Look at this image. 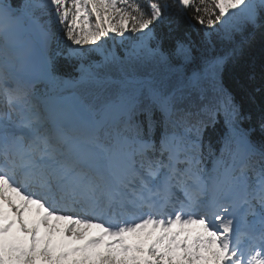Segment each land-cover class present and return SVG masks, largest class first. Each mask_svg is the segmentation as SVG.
Segmentation results:
<instances>
[{"label":"snow or ice","instance_id":"snow-or-ice-1","mask_svg":"<svg viewBox=\"0 0 264 264\" xmlns=\"http://www.w3.org/2000/svg\"><path fill=\"white\" fill-rule=\"evenodd\" d=\"M173 12L241 40L186 75ZM249 25L264 0H0V264H264V142L220 81Z\"/></svg>","mask_w":264,"mask_h":264},{"label":"trees","instance_id":"trees-1","mask_svg":"<svg viewBox=\"0 0 264 264\" xmlns=\"http://www.w3.org/2000/svg\"><path fill=\"white\" fill-rule=\"evenodd\" d=\"M58 28L57 25L53 26ZM158 38L164 49L174 48L176 40L191 42L193 60L184 69L186 75L190 69H201L204 61L218 55H223L241 40V34L236 33L233 41L221 39L213 34L211 38L204 36V30L189 21L186 17L171 13L168 19L161 24L158 29ZM254 32V35L252 33ZM243 35L251 37L247 43L243 44L240 51L230 58L223 66L220 73L222 86L231 94L233 102L238 106L241 117V127L254 130L251 139L256 143L264 142V130L260 125L264 122V30L253 29L250 25L246 27ZM59 46L64 47L59 41ZM57 44H53L55 49ZM122 54V52H121ZM96 53L89 55L88 60H99ZM61 71L68 77H77L76 71L78 61L58 58ZM176 63H180L179 60ZM185 66V67H186ZM152 65L145 64L138 68V71H151ZM105 72H113L114 69H104ZM78 92L82 86L75 87ZM159 114L157 113V116ZM245 115V116H244ZM226 128L222 116L218 117L215 124L209 123L204 129L203 138L205 144L211 143L215 149H219L222 132Z\"/></svg>","mask_w":264,"mask_h":264}]
</instances>
